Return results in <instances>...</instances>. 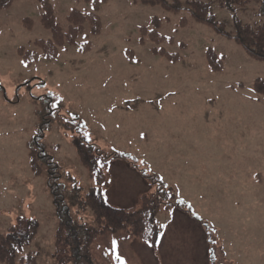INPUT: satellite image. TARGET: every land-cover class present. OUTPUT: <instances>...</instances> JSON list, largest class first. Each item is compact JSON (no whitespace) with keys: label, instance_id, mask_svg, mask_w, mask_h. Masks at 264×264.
Listing matches in <instances>:
<instances>
[{"label":"rangeland","instance_id":"rangeland-1","mask_svg":"<svg viewBox=\"0 0 264 264\" xmlns=\"http://www.w3.org/2000/svg\"><path fill=\"white\" fill-rule=\"evenodd\" d=\"M94 1L100 0H51L54 18L66 29L68 14L94 11ZM134 1L100 5L101 31L89 36L87 52L79 50L85 42L77 43L79 37L56 60L33 64L23 54L37 51L35 40L51 36L41 24L39 4L18 0L0 11V236L19 217L37 220V235L23 254L35 253L38 264H55L58 220L47 171L43 167L36 176L30 165L41 130L39 144L64 174L83 190L95 183L72 147L68 126L57 122L58 109L63 122L76 127L78 120L91 142L121 157L108 169L115 183L110 197L117 203L131 205L145 190L127 165L157 177L199 211L194 213L202 229L179 221L168 227L171 214L159 213L158 228L167 232L163 260L136 242L116 247L125 264H208L207 253L209 264H264V96L255 90L256 80L264 81V63L186 13ZM261 5L262 0H248L231 12L214 4L211 11L233 34V16L264 25ZM157 19L160 26L154 27ZM142 28L172 37L173 44L161 46L181 60L152 55L147 36L140 42ZM208 49L222 60L218 73L206 61ZM33 79L44 84L26 86ZM48 99H53L49 108ZM45 121L50 124L43 126ZM109 238L94 241L98 264H113L105 259L113 253ZM207 240L215 246L210 253Z\"/></svg>","mask_w":264,"mask_h":264},{"label":"trees","instance_id":"trees-1","mask_svg":"<svg viewBox=\"0 0 264 264\" xmlns=\"http://www.w3.org/2000/svg\"><path fill=\"white\" fill-rule=\"evenodd\" d=\"M18 0H0V10H4ZM51 0H36L41 12V24L51 33L47 41L34 42L37 52L23 54V61L34 63L39 56L46 60L54 59L60 50L75 46L77 39L88 29V36L99 34L100 20L96 10L100 3L106 0L94 1L95 11L88 13L73 10L67 16V28L63 29L54 18V12L50 4ZM87 2L89 0H86ZM141 5L160 7L171 14L186 13L190 19L200 25L211 29L217 36L227 40H233L244 51L246 56L253 61L264 63V25H248L233 16V34L228 31L223 23L217 22L211 7L217 4L220 8L233 12L237 6L245 5L248 0H135ZM261 14L264 15V0H262ZM260 14V15H261ZM186 23V19L181 20ZM158 27V24H157ZM144 30V29H142ZM150 42L156 46L161 45L165 39L151 32L148 36ZM79 50L87 52L90 42L87 39ZM153 47L151 52L170 61H176L177 55H170L163 49ZM208 63L213 72H219L218 59L211 49L207 51ZM217 59V60H216ZM257 93L264 96V81L255 83ZM49 104L53 99H48ZM57 105V104H56ZM47 108V107H46ZM57 122L60 123L58 109L54 111ZM50 124L45 121L43 126ZM49 127V126H48ZM34 141L35 149L30 154L31 169L36 176H40L43 167L47 173V187L54 200L55 214L58 220V229L55 234L54 253L52 255L55 264H94L91 257L93 242L105 233L124 232L134 240H141L155 245L158 232L155 225L156 214L160 206L179 207L171 202V195L152 177H146L147 183L154 188V193L147 197L142 196L139 209H115L109 206L104 197L102 188L105 185V177L102 169L105 166V153L83 139L74 137L73 146L82 164L87 168L90 176L97 182V187L83 191L77 181L64 174L55 164L38 140ZM103 159V161H101ZM38 224L27 218H19L14 227H11L5 235L0 236V263L2 264H38L35 253L23 254L37 234Z\"/></svg>","mask_w":264,"mask_h":264},{"label":"crops","instance_id":"crops-1","mask_svg":"<svg viewBox=\"0 0 264 264\" xmlns=\"http://www.w3.org/2000/svg\"><path fill=\"white\" fill-rule=\"evenodd\" d=\"M116 205V204H115ZM119 207H120V205H118ZM174 217H173V220L174 221H179V222H182V223H184V224H186V225H188L189 226V223L191 222L189 219H188V217H186V216H184V215H181V214H178V213H176V214H174L173 215ZM164 245H166L165 243H164V240H163V242H162V244H161V246H160V250H159V253H161V255H163L162 253V251L164 250V248H165V246ZM108 247L109 248H111L112 247V243H111V240L109 241V244H108ZM202 248L204 249V240L202 239ZM175 250H178L177 249V247H175ZM105 259L106 260H109V259H114V256L112 255V256H110V255H105Z\"/></svg>","mask_w":264,"mask_h":264},{"label":"snow or ice","instance_id":"snow-or-ice-1","mask_svg":"<svg viewBox=\"0 0 264 264\" xmlns=\"http://www.w3.org/2000/svg\"><path fill=\"white\" fill-rule=\"evenodd\" d=\"M24 66L27 67V65H24ZM112 248H113V256H114V259L117 261V264H125V262L121 259L120 255L115 252V249H116L115 241L112 242Z\"/></svg>","mask_w":264,"mask_h":264}]
</instances>
